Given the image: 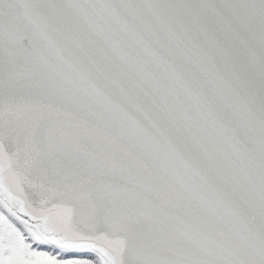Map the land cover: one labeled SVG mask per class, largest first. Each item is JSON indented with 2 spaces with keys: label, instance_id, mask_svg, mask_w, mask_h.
<instances>
[{
  "label": "snow or ice",
  "instance_id": "snow-or-ice-1",
  "mask_svg": "<svg viewBox=\"0 0 264 264\" xmlns=\"http://www.w3.org/2000/svg\"><path fill=\"white\" fill-rule=\"evenodd\" d=\"M0 264H264V0H0Z\"/></svg>",
  "mask_w": 264,
  "mask_h": 264
}]
</instances>
